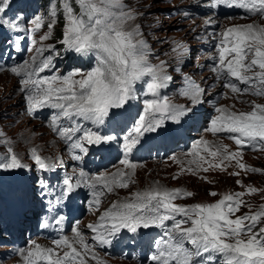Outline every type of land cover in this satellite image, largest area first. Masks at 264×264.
<instances>
[{"label":"snow or ice","instance_id":"snow-or-ice-1","mask_svg":"<svg viewBox=\"0 0 264 264\" xmlns=\"http://www.w3.org/2000/svg\"><path fill=\"white\" fill-rule=\"evenodd\" d=\"M11 3L12 0H0V14H3L0 15V27L20 31L21 26L16 20L5 18ZM220 5L243 9L248 16L264 20V0L211 2L213 8ZM58 12H62L64 20L60 42L65 51L94 57V66L87 72L77 68L66 74L57 70L52 75H42L55 67L53 57L43 55L45 51H55L53 46H49L47 49H35L36 55L12 66L9 71L19 78V91L24 94L30 113L37 109L53 110L49 126L68 145L74 160H82L75 150L87 153L85 142L101 145L116 139L115 136L100 135L81 121L100 126L107 119H118L119 113L114 110L123 109L129 101L135 100L138 82L148 78L146 94L151 98L144 100L143 110L122 145L124 158L119 163L128 171L118 168L112 173L89 175L81 169L78 175H66L63 179L65 194L81 186L88 188L92 196L89 205L98 211L102 197L134 183L131 177L137 165L128 156L140 144L144 134H173L178 128L166 127L167 121L182 126L185 118L195 119L193 108L204 102L205 89L185 76V86L180 89V95L187 98L193 107L175 104L167 95L161 94L173 77L168 74L167 62L153 64L150 61L151 48L143 39L140 26H130V22L136 19V13L124 0H60L59 8L55 3L50 7L48 31L40 37L41 40L51 37ZM32 23V33L45 27L44 18L39 15ZM211 23V19L206 21V24ZM213 36L218 40L215 45L217 54L210 57L214 61L211 71L216 79L223 81V86L237 97L246 93L264 96V24L233 25ZM173 51L177 53V63L180 64L189 49L179 44ZM175 71H180V68ZM224 95L227 98V94ZM249 106L250 111L235 109V105L215 107L217 115L211 119L206 131L214 136L227 134L226 138L235 142L237 150L232 152L225 144L212 145L201 139L189 153L192 159L186 171L195 174L213 167L224 170L225 162L233 160L243 171H261L240 162L244 147L251 146L256 150L259 146V150H264V104L251 102ZM79 133L82 135H77ZM7 153L0 158V170L28 167L11 147ZM31 158L39 170L52 171L56 167L54 162L42 158L35 148L31 149ZM232 174L239 175L238 172ZM240 183L238 180L237 184ZM256 192L254 187H248L246 193L225 194L214 204L182 205L174 201L191 197L194 195L192 192L168 189L156 183L148 189L131 193L127 198L113 201L99 215L97 223L89 224L88 228L95 233L92 239L101 245H110L122 229L130 233L141 229H162L148 257L151 264H264V204L254 212L249 205L248 213L233 218L244 205L242 197ZM210 195L216 196L217 193ZM169 221L170 226L166 223ZM73 232V241L67 236L53 240L56 248L62 245L67 249L63 255L55 248H43L32 241L33 247L21 250L24 261L26 264H86L83 257L89 252L96 259L79 228H74ZM77 244L83 251L77 249ZM97 264L101 262L97 260Z\"/></svg>","mask_w":264,"mask_h":264},{"label":"rangeland","instance_id":"rangeland-1","mask_svg":"<svg viewBox=\"0 0 264 264\" xmlns=\"http://www.w3.org/2000/svg\"><path fill=\"white\" fill-rule=\"evenodd\" d=\"M19 1L12 0L5 18L16 20L20 24L21 30L0 27V69H2L0 70V158L5 157L8 154L7 149L11 147L21 162L28 167L10 171L0 170V264H16L15 258L18 252L33 247L32 240L46 239L53 242L46 237L43 224L39 228V218L43 214L41 208L46 200V194L50 190L51 171L39 170L31 158V149L35 148L42 158L54 162L56 167L61 164V161L67 159L62 143L60 140H56L49 126L53 110L37 109L30 113L27 110L23 95L18 93L16 88L19 85V78L9 69L25 60H30L33 55H36L35 49H47L49 46H53L55 51H45L43 55H51L55 67L51 71L46 70L42 75H52L57 70L61 74H66L68 71L77 68L87 72L95 64L94 57L91 56L82 57L84 60L81 61L69 59L66 55H62L60 42L63 39L64 26L62 12H58L57 23L53 28L51 37L48 40H41L40 37L48 31L46 25L51 19L49 16L50 9L43 10L39 6V0L35 1L33 7L29 8H23ZM198 1L124 0L128 8L136 13V19L130 22V26H140L143 39L151 48L150 61L153 64H159L161 61L167 62L168 74L173 77L169 86L161 90V94L167 95L175 104L193 107L187 98L180 95V89L185 86L184 78L188 76L205 89V95L203 97L204 102L193 108L196 112L195 119H186L182 124V129L178 130L174 138L173 150L167 152L160 146L154 152L155 148L152 147L151 155L146 157L148 164H136V161L130 159L132 163L137 165L135 173L131 177L134 183H131L128 188L117 189L115 193L106 194L102 197L100 205L102 208L109 207L113 201L129 197L131 193L148 189L156 183L168 189H182L192 192L193 196L174 201V203L182 205L214 204L225 194L246 193L248 187L257 189L256 193L245 194L242 197L244 205L234 214L233 218L248 213L249 205L254 212L258 210L260 205L264 204V150H259V146L256 150L251 146L244 147L240 162L251 168L260 169V172L243 171L237 167L235 160L230 163L225 162L224 170L213 167L207 172L201 170L195 174L186 171L190 166L189 161L192 159V156L189 155L192 151H187L201 139L209 141L212 145L225 144L232 152L237 150L235 142L226 138L227 134L222 136L220 133L214 136L211 132L206 131L210 127L211 119L217 115L215 107L235 105V109L250 111L251 102L264 104V96L246 93V96L237 97L235 94L226 92L227 88L223 86L224 82L218 81L211 71L213 65L209 61L211 50L206 48L207 34L213 36L214 33H219L226 29V24L230 26L254 22L264 24V20L259 17L243 21L219 19L212 10V0H201V3L194 4V7L191 6ZM59 2L56 4L58 8ZM12 6L13 11L18 13L15 16L10 15ZM73 6L76 7L75 4ZM26 12H28L27 15H25ZM37 15L44 18L45 27L32 33L30 31L34 27L32 21ZM209 19L218 22L217 26L206 24ZM8 42L9 44H6ZM179 44L189 49L180 64L177 63V53L173 51ZM71 56L76 57L74 54ZM85 61H90V65L85 64ZM177 67L180 68V71H175ZM147 80L146 77L145 81L138 82L136 99L131 100L135 104V109L126 114V120L119 122L114 119L111 122L112 129L119 135L116 142L118 141L121 146L124 137L134 126L139 113L143 110L144 100L151 98L150 95L146 94ZM240 86L244 87V85ZM227 93L229 96L227 95L225 98L224 94ZM239 101L248 103H240ZM126 108H129V104L123 109ZM83 125L89 128L92 124L91 122H83ZM145 142L146 140L143 139L140 144ZM94 154L97 157L92 160L93 169L99 173L104 172L106 166L119 163L123 159V154H112V158L105 164L104 157L99 156L98 153ZM215 162L218 163L219 161ZM123 167L121 164H116L109 172H115L117 168L128 171ZM191 167H195V165H191ZM182 169L185 170L182 171ZM18 172L23 178L19 184L15 180ZM237 172L239 175L232 174ZM238 180L241 182L240 184H237ZM212 192L217 193V195H210ZM24 199L32 203L25 205V208L22 209ZM97 214L98 212H93V217L89 216L88 221L91 222L90 220ZM28 229L31 231L29 232ZM141 230L137 233H130L125 238L134 240L138 236L140 243L143 238ZM161 230L153 228L152 231L161 232ZM81 232L90 236L87 242L96 254V259H94L92 252L87 253L83 257L86 264H97V260L101 264H151L148 257L154 250V241L160 236L158 233L146 229L147 237H151V241L148 242L146 238L145 240L143 238V241L148 243V249L142 260H138L141 252L136 247L128 249L125 255L122 252L111 253L106 250V245L101 246L92 239L95 233L88 226H83ZM69 239L75 240V234L70 235ZM39 243L36 242V244ZM118 245L119 243L114 240L111 243V246ZM75 246L78 250L83 251L78 244ZM50 248H55L57 251L59 249L56 248V245H51Z\"/></svg>","mask_w":264,"mask_h":264},{"label":"bare ground","instance_id":"bare-ground-1","mask_svg":"<svg viewBox=\"0 0 264 264\" xmlns=\"http://www.w3.org/2000/svg\"><path fill=\"white\" fill-rule=\"evenodd\" d=\"M199 3H201V0H199L198 2H196V3H194V4H199ZM194 4H193V5H194ZM214 53L217 54V53H216V50L214 51ZM227 92H228V93H231L229 89H227ZM231 94H233V93H231ZM243 96H246V95L244 94ZM185 119H186V118H185ZM168 125H171L172 128H180V127H181V126H177L176 124H174V123L171 122V121H167V122H166V127H169ZM77 135H80V134H77ZM169 135L173 136V134H169ZM169 135H163V136H162V135H159L158 133H145L144 136H143V139H145L146 142H145V143H142V144H138V145L133 149L132 153L128 156V158L131 159V160L136 161V162H137L136 164H140V163H141V159L144 158V157H146V156L148 155V153L144 150V149H145V146L148 145V144H149L152 140H154V139H157V138H166V137H168ZM143 139H141V140H143ZM60 142L62 143L63 147L65 148L66 153H67L68 155L72 156L73 154L69 152L68 145H67L63 140H60ZM172 148H173V143L170 144V145H168V149H172ZM94 149H95V147H94ZM75 154H76V155H80V154H81V152H79V149L75 150ZM142 164H144V163H142ZM115 165H116V164H115ZM115 165L111 166V167L109 168L108 171H110L111 169H113V168L115 167ZM122 166H123V165H122ZM119 168H120V167H119ZM123 168H124V167H123ZM117 169H118V168H117ZM117 169H116V170H117ZM123 170H124V169H123ZM113 172H114V171H113ZM81 188H82V189H86L87 191H90V190H89L88 188H86V187L81 186L80 189H81ZM166 223H167L169 226L171 225V222H170V221H169V222H166ZM150 230L152 231L153 228L150 229ZM162 231H163V230H161V232H158V233L161 235V234H162ZM72 234H75V233H70L69 236L72 235ZM69 240H70V239H69ZM70 241H71V240H70ZM39 245H40L41 247H43V248H50V246H51L49 243H47V242H45V241H40ZM66 250H67V249L63 248V246H60L59 249H58V252L60 253V255H63V251H66ZM16 262H17V264H26V262H25L24 259H23L22 254H19V256H18L17 259H16Z\"/></svg>","mask_w":264,"mask_h":264},{"label":"trees","instance_id":"trees-1","mask_svg":"<svg viewBox=\"0 0 264 264\" xmlns=\"http://www.w3.org/2000/svg\"><path fill=\"white\" fill-rule=\"evenodd\" d=\"M51 0H39V4L42 6V7H47L49 5V2Z\"/></svg>","mask_w":264,"mask_h":264}]
</instances>
